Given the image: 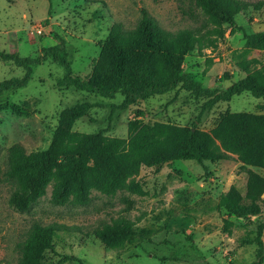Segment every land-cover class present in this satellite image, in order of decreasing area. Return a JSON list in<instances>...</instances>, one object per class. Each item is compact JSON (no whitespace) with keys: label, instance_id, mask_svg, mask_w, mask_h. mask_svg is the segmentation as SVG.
I'll use <instances>...</instances> for the list:
<instances>
[{"label":"rangeland","instance_id":"rangeland-1","mask_svg":"<svg viewBox=\"0 0 264 264\" xmlns=\"http://www.w3.org/2000/svg\"><path fill=\"white\" fill-rule=\"evenodd\" d=\"M139 8L168 32L191 28L201 21V17L192 20L183 16L174 0H0V51L36 58L41 48L62 40L69 52L72 76L85 80L111 25L120 23L124 29H132ZM234 21L241 31L229 35L226 30L214 49L192 52L183 60V72L203 88L222 90L241 79L238 62L264 61V52L243 48V34L264 32V14L248 8ZM23 73L12 62L0 60V81L20 78ZM62 75V69L47 58L33 67L22 89L0 95V264L17 263V246L33 224L65 227L54 233L53 251L45 252L39 264H57L61 256L80 261L62 264H250L256 226L264 223V192L256 216L237 218L218 207L219 195L229 187L244 193L245 175L234 156L201 165L173 161L141 167L134 177L141 195L119 191L109 197L92 191L85 206H54L47 187L28 212L19 214L8 208L7 198L13 191L4 176L8 148L17 144L26 153L45 149L58 113L75 103L86 101L98 107L73 124L74 132L123 139L131 119L147 125L164 123L208 131L224 113L264 110V101L247 93L208 105V98L193 96L180 87L120 108L122 96L118 93L101 98L57 87L55 81ZM252 170L264 178V171ZM118 217L137 227H152L155 232L139 247L125 252L108 249L94 238L92 230ZM225 221L231 223L228 233ZM180 229L191 237L190 242L173 233ZM261 239L264 264V227ZM159 258L176 261L160 262Z\"/></svg>","mask_w":264,"mask_h":264},{"label":"trees","instance_id":"trees-1","mask_svg":"<svg viewBox=\"0 0 264 264\" xmlns=\"http://www.w3.org/2000/svg\"><path fill=\"white\" fill-rule=\"evenodd\" d=\"M49 1V0H48ZM179 12L194 20L197 26L168 32L161 29L144 8L138 9V19L132 29L113 23L92 63L87 79L72 76L69 52L62 40L40 49L36 58L19 57L0 51V60L12 62L23 69L20 78L0 81V95L22 89L34 66L47 58L59 66L63 75L55 81L57 87L72 88L101 98L122 96L120 108H126L154 95H162L180 87L196 97L208 98V105L228 102L232 97L247 93L264 101V61L248 59L236 64L243 77L222 90L203 88L183 72L184 58L204 49H214L226 30L232 35L237 27L234 17L248 8L264 14V0H174ZM245 50L264 52V32L243 34ZM98 107L82 101L62 109L47 147L26 153L20 145H12L6 153L5 179L13 185L7 206L16 213H26L44 196L50 187L49 202L54 206H85L90 193L96 191L114 196L119 191L141 195L134 177L141 167H158L173 161L217 162L234 156L245 175L244 193L234 187L220 194L217 205L227 215L249 218L260 213V197L264 178L252 169L264 171V110L258 113L234 112L221 115L208 131L164 123L147 125L131 119L126 123V138L107 137L101 133L85 134L72 130L73 124ZM205 172L206 168L202 166ZM231 223L224 222L229 232ZM255 229V245L250 264H262V229ZM61 225L33 224L25 239L18 244L16 264H39L42 255L53 251L54 233L64 230ZM164 229H167L165 226ZM155 230L137 227L124 217L111 219L92 230L106 248L125 252L149 241ZM187 241L191 237L183 229L173 230ZM176 261L175 258H159ZM80 262L61 256L57 264ZM231 264V263H229Z\"/></svg>","mask_w":264,"mask_h":264}]
</instances>
